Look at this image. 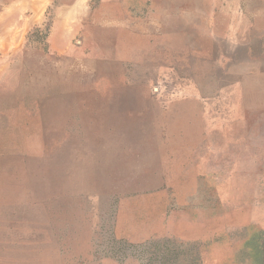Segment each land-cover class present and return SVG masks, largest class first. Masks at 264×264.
I'll return each instance as SVG.
<instances>
[{
  "label": "rangeland",
  "instance_id": "374dc122",
  "mask_svg": "<svg viewBox=\"0 0 264 264\" xmlns=\"http://www.w3.org/2000/svg\"><path fill=\"white\" fill-rule=\"evenodd\" d=\"M259 183L264 0H0V264H250Z\"/></svg>",
  "mask_w": 264,
  "mask_h": 264
},
{
  "label": "crops",
  "instance_id": "0c3cea01",
  "mask_svg": "<svg viewBox=\"0 0 264 264\" xmlns=\"http://www.w3.org/2000/svg\"><path fill=\"white\" fill-rule=\"evenodd\" d=\"M255 192V195L245 201L235 198L234 208L229 211L225 209V206L223 214L217 217L219 225H215L216 219L212 221L210 217L204 218L203 233L207 237L212 234L222 235L228 232L243 235L235 237V241H244L245 244L251 246L250 256L252 259L250 264H264V183H259ZM231 215H233L232 220L228 221V216ZM222 221L224 224H221ZM179 233L197 234L193 229H187Z\"/></svg>",
  "mask_w": 264,
  "mask_h": 264
}]
</instances>
